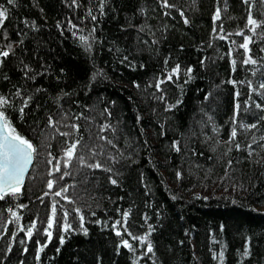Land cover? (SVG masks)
Segmentation results:
<instances>
[{"label":"snow or ice","instance_id":"1","mask_svg":"<svg viewBox=\"0 0 264 264\" xmlns=\"http://www.w3.org/2000/svg\"><path fill=\"white\" fill-rule=\"evenodd\" d=\"M241 2L245 5L244 27L228 31L224 28L222 20V11H227V2L224 0L222 8L221 0H215L209 40L206 45L201 41L199 45L193 47L198 52H205L206 48H213L215 42L219 40L226 43L227 49L220 52V49L216 48L215 57L198 55L194 65L181 62L179 53L184 51L183 44L179 45L176 55H173L171 48L166 53L162 52V46L169 39V32L175 27L168 22L176 19L173 13H178L185 26L191 24L186 9L176 0H155L156 7L150 10L140 4L133 9L131 16L125 15L117 28L124 41L123 45L120 38L109 40L101 26L104 20L116 19L124 10L116 4V0H61L67 14L57 19L54 27L61 38V43L64 40H71L73 46L80 50L85 63L89 65L85 77L79 82L73 81L76 85L73 88L67 82L65 69L60 67L57 72L49 62L47 54L42 53L41 24L28 15L18 14L22 8L29 11L38 8V0H31L30 5L23 0H0V205L7 206L6 209L0 208V219L4 218L3 212H7V220L3 227H0V238H4L8 233V224L15 225L8 237L10 242L7 245V252L12 251V243L15 242L18 233H23L24 237L19 241L22 253L28 252L27 241L32 240L34 234L43 235L46 238L44 243H41L40 239L35 240L34 260L36 264H40L41 253L52 240L54 225L61 246L64 245L67 234L88 235L84 208L77 204L76 198L68 194L70 186L67 183H60L65 177L72 175L70 169L73 162L79 168L107 173L108 183L114 186H119V177L122 175L117 166L122 162H134V149L125 155V151L132 148L131 143L125 138L124 146H120V137L116 135L117 129L108 119L98 125L95 133L89 129V135L85 139L80 121L84 120L89 125L95 121L93 117L85 114L86 111H90V106L81 105L73 99L81 91L87 96L99 81L109 79L105 69L98 63V53L103 52L106 47L107 53L113 57L114 64L124 65L132 71L143 70L146 67L147 61L137 59L138 56L147 53L149 59H156L157 71L145 81L144 87L145 90L152 89L151 98L163 105L165 113L173 114L179 111L184 103L185 87L201 78L197 75V69L204 74H210L218 60L226 59L227 78H220L219 83L212 82L208 91L200 88L196 91L203 93L202 101H210L216 93L223 91L224 86L231 85L230 115L224 124H217L215 118L201 107L200 111L204 118L196 121L200 131L189 128V138L195 143L202 136L203 140L200 142L206 144L212 153L218 148L223 149L220 159L224 160L225 176L236 162L231 155L233 152L244 153L242 160L249 165L264 168V0ZM192 5L194 11L198 10L197 0H192ZM39 11L40 20L46 23L44 9L39 8ZM149 11L153 15L150 16ZM152 20L156 23H151ZM217 21L220 23L217 24ZM233 36L239 37L242 42L233 39ZM239 49L243 51L239 52ZM237 71L242 73L240 77L235 75ZM216 75L219 76V73ZM131 85L137 90L141 89V84L137 80H132ZM169 85L176 89L172 100H169L168 96ZM110 103L114 104L115 101ZM65 104L68 106L65 107ZM111 115L109 108L104 107L101 116L110 118ZM140 119L141 117L137 115L136 120L139 122ZM209 125L210 131L206 132L205 129H208ZM225 126L227 131L225 136H222L221 130ZM160 128L161 135H164V125L161 124ZM28 130L37 133V139L49 141L59 136L63 140L58 148L59 155H54L52 151L46 152L45 163L48 166L49 177L46 188L49 191H43L36 198L44 204L45 197L51 196L48 205L50 211L46 212L43 219L37 214L27 224H23L22 214L18 210L28 209V205L13 202L20 201L23 196L26 174L37 154V146L25 134ZM184 135L181 133V137ZM144 144H147L146 140ZM45 147L51 149L52 145L45 143ZM170 147L177 153L184 150L193 156H205L204 151L194 147L182 149L179 139H173ZM205 158L213 159L212 156ZM53 173L59 175L52 179ZM261 175H264V172ZM175 178L177 181L182 179V172L179 169L175 172ZM145 189V196H148L146 185ZM171 198L177 199L176 196ZM196 198L208 199L199 195ZM146 207L151 205L146 202ZM87 208L90 217L94 218L91 222L101 226L102 230H109L115 237L113 251L116 255H120L123 249L130 257V264H140L142 260L157 264L155 244L151 239L156 226L149 222L151 217L147 212L142 214L143 223L139 224V228L144 231L138 233L132 230L129 221L131 206L127 209L117 206L115 217L108 216L103 220L96 218L97 213L92 210L91 205ZM105 215L107 216V210ZM160 215L157 209L155 211L157 221ZM74 223L77 227H73ZM220 231L221 233L224 231L223 224L220 225ZM212 243L219 244L218 253L210 249L212 259L218 261V264H224L227 247L225 242L213 237ZM237 251L242 259L252 257L251 237L245 238L243 251ZM56 252H60L59 247L56 248ZM20 264H23V261H20ZM97 264H101L100 257H97Z\"/></svg>","mask_w":264,"mask_h":264},{"label":"trees","instance_id":"2","mask_svg":"<svg viewBox=\"0 0 264 264\" xmlns=\"http://www.w3.org/2000/svg\"><path fill=\"white\" fill-rule=\"evenodd\" d=\"M23 2L31 4V0ZM176 2L186 9L191 24L185 26L178 13H173L176 19L168 22L175 27L169 32V39L162 46V52L166 53L171 48L173 55H176L179 45L183 44L184 51L179 53L181 62L195 65L198 55L215 57L216 48H219L220 52L226 51V43L219 40L215 42L213 48H206L205 52H198L193 47L199 45L201 41L206 45L209 40L215 0H197L198 10L195 11L192 0ZM226 2L227 11H222L224 28L228 31H235L237 27L243 28L245 5L241 0ZM38 3V8H32L31 11L22 8L18 14L28 15L41 24L42 53L47 54L49 62L57 72L60 67L65 69L67 82L74 88L76 85L73 81L82 80L88 72L89 65L85 63L80 50L73 46L71 40H64L61 43V38L54 27V22L67 14V10L61 0H38ZM116 4L124 10L120 12L118 18L104 20L101 26L109 40L120 38L123 45L124 41L117 28L123 22L124 16H131L133 9L140 4L149 10L156 7V4L155 0H116ZM223 4L224 0H221L222 8ZM39 8L44 9L46 23L40 20ZM149 15L153 13L149 11ZM150 22L156 23L155 20ZM219 23L217 21V24ZM232 38L242 42L239 37ZM98 57V63L105 69L109 79L99 81L87 96L81 91L73 97L79 104L90 106V111H86L85 114L93 117L95 121L89 125L81 120L82 132L87 139L89 129L95 133L98 125L108 119L117 129L116 135L120 137V146H124L125 138L131 143L132 148L126 150L125 155L134 149V162H122L117 166L122 173L119 177V186L108 183L107 173L79 168L73 162L70 169L72 175L65 177L60 183H67L70 186L68 194L76 198L77 204L84 208L88 235L67 234L65 243L61 246L54 225L52 240L41 253L40 264H97V257H100L101 264H130L126 250L121 249L120 255L113 251L115 237L112 233L91 222L94 218L88 214V205L96 211V218L102 220L108 216L115 217L117 206L121 209L131 206L129 221L132 230L138 233L144 231L139 228V224L143 223L142 214L147 212L151 217L149 222L156 226L151 239L155 244L157 264H218V261L212 259L210 252V249L219 252V244L212 243L213 237L216 240H223L227 246L224 264H264V175H261L264 168L249 165L242 160L244 153L233 152L231 155L236 162L225 176L224 160L220 159L223 149L218 148L212 153L206 144L200 142L203 140L202 136L195 143L189 138V128L200 131L196 121L204 118L200 111L201 107L215 118L217 124H224L230 115L231 85L224 86L223 91L216 93L210 101H202L203 93L196 91L197 88L208 91L212 82L219 83L220 78H227V60H218L210 74H204L197 69V75L201 78L185 87L184 103L180 110L173 114L165 113L163 105L151 98L152 89L145 90L144 87L145 81L157 71L156 59H149L147 53L138 56L137 59L147 61L146 67L143 70L132 71L124 65L114 64L113 57L107 53V47L98 53ZM216 73H219V76ZM235 75L240 77L242 73L237 71ZM132 80H137L141 84L140 90L132 87ZM175 94L176 89L169 85V100L174 99ZM112 101L115 103H110ZM67 106L65 104V107ZM104 107L111 111L110 118L101 116ZM137 115L141 117L139 122L136 120ZM161 124L164 125V135H161ZM210 127L211 125L205 131H210ZM18 130L23 131L20 128ZM226 131L227 126L221 130V135L225 136ZM181 133L185 135L181 137ZM25 134L37 146V154L24 185V194L20 201L13 202L28 205V209L18 210L22 214L23 224H27L37 214L43 219L46 212L50 211L48 205L51 196L45 197L44 204L36 198L43 191H49L46 188V181L49 179L48 166L45 163L46 152L52 151L54 155H59L58 148L63 140L59 136L49 141L37 139V133L30 130ZM173 139L181 141L182 149L194 147L204 151L205 156H193L184 150L180 153L173 151L170 147ZM145 140L147 144H144ZM45 143H51V149L46 148ZM206 156H212L213 159L207 160ZM178 169L182 172V179L179 181L175 178ZM58 175L59 173H53L51 178L55 179ZM145 185L149 192L148 196H145ZM197 195L208 199H197ZM172 196H176L177 199L173 200ZM119 197L123 199H118ZM146 202L151 207H146ZM6 207L0 205V208ZM157 209L161 213L159 221L155 216ZM3 217L0 219V227H3L7 220L6 211L3 212ZM69 219L71 220V217ZM221 224L224 225L223 233L220 231ZM37 226L39 227V220ZM14 227L15 225L8 224V233L4 238H0V264H20V261H23V264H36L35 240L40 239L41 243H44L46 238L34 234L32 240L27 241L28 252L22 253L19 241L24 237L23 233H18L15 242L12 243V251L7 252V245L10 242L8 237ZM73 227H77V224L74 223ZM246 237H251L253 256L242 259L237 250L243 251ZM181 241L183 243H180ZM57 247L60 248L59 253L56 252ZM140 264H151V261L142 260Z\"/></svg>","mask_w":264,"mask_h":264},{"label":"water","instance_id":"3","mask_svg":"<svg viewBox=\"0 0 264 264\" xmlns=\"http://www.w3.org/2000/svg\"><path fill=\"white\" fill-rule=\"evenodd\" d=\"M33 163H34V161H33ZM32 165H33V164H32ZM32 165L30 166L29 171H28V173L26 174L25 182H26L27 176H28V174H29V172H30V170H31V168H32Z\"/></svg>","mask_w":264,"mask_h":264},{"label":"rangeland","instance_id":"4","mask_svg":"<svg viewBox=\"0 0 264 264\" xmlns=\"http://www.w3.org/2000/svg\"><path fill=\"white\" fill-rule=\"evenodd\" d=\"M33 166V165H32Z\"/></svg>","mask_w":264,"mask_h":264}]
</instances>
